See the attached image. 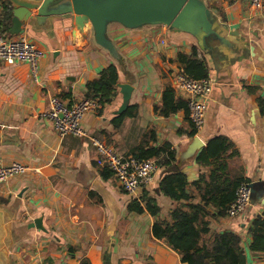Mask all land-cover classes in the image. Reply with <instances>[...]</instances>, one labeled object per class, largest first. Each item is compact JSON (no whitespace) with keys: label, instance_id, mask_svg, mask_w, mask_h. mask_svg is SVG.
I'll use <instances>...</instances> for the list:
<instances>
[{"label":"crops","instance_id":"obj_1","mask_svg":"<svg viewBox=\"0 0 264 264\" xmlns=\"http://www.w3.org/2000/svg\"><path fill=\"white\" fill-rule=\"evenodd\" d=\"M5 1L0 0V32L27 36L44 57L37 81L28 64H0V162L29 168L0 186V264H189L152 232L177 205L159 191L163 177L177 167L159 166L152 182L130 196L102 164L93 139L122 157H135L144 135L154 131L149 146L170 144L177 162L195 136L206 146L223 136L235 148L231 175L249 184L264 181V7L253 11L248 0H186L190 8L171 25L128 28L112 22L98 37L90 23L81 28L75 14L45 21L30 13L20 32L11 34L15 15L12 8L11 20L4 18ZM193 48L214 83L204 127L197 132L184 112L169 118L155 112L167 87L187 100L176 87L183 70L177 56ZM110 65L118 69L119 84L133 87L130 105L138 106L137 116L113 127L123 102L118 88L102 115L86 114V136H60L45 118L50 100L70 106L83 101L87 83ZM177 170L190 184L207 171L196 158ZM187 192L199 203L194 187ZM144 194L156 200L158 217L129 211L130 202ZM262 213L264 204H255L250 214L211 220L210 229L238 233L247 264H264L251 253L248 234ZM37 220L42 229L34 226Z\"/></svg>","mask_w":264,"mask_h":264},{"label":"trees","instance_id":"obj_2","mask_svg":"<svg viewBox=\"0 0 264 264\" xmlns=\"http://www.w3.org/2000/svg\"><path fill=\"white\" fill-rule=\"evenodd\" d=\"M3 13L4 18L10 21L12 7L7 0ZM177 62L188 76L196 80L209 79L208 65L198 58L196 48L190 54L179 53ZM118 84V69L115 65H110L100 72L98 79L87 83L84 100L96 101L99 105L96 113L102 115L118 96ZM137 111V105H129L126 112L113 118V127L119 129L126 118L136 117ZM155 112L165 118L184 112L189 118L187 101L178 98L172 87L164 90L162 104L155 106ZM195 134L196 132L191 135ZM153 139H156L154 131L144 135L134 156L138 160L154 159L160 167H176V152L171 145L166 143L161 147H150L149 142ZM234 156V144L226 137H215L196 158L197 164L207 170L197 181L190 184L186 175L176 168L161 180L159 191L177 205L170 211L168 219L154 224L152 232L157 240L176 251L183 261L188 259L189 264H247L241 245L242 237L238 233H212L210 229L211 220L227 217L230 205L237 198L240 184H249L248 180L231 175L229 160ZM190 186L198 192L199 203H192L194 197L187 192ZM129 211L139 214L148 212L151 216L158 217L161 209L155 199L144 194L140 199L130 202ZM248 234L251 237V253L264 260V213L254 217L248 227ZM80 264L91 263L83 260Z\"/></svg>","mask_w":264,"mask_h":264},{"label":"built area","instance_id":"obj_3","mask_svg":"<svg viewBox=\"0 0 264 264\" xmlns=\"http://www.w3.org/2000/svg\"><path fill=\"white\" fill-rule=\"evenodd\" d=\"M253 11L262 10L264 0H248ZM44 57V50L25 35L16 37L5 36L0 32V64H28L37 81L39 63ZM176 87L187 96L189 120L194 129L200 131L205 124L207 104L211 97L214 83L210 79L196 80L183 70L175 77ZM99 108L96 101L83 100L69 106L61 99L50 100L49 111L45 114L60 136H86L82 121L86 114ZM102 164L111 170L123 191L130 196H136L139 191L150 184L159 170L155 160H138L135 157H122L102 141L93 139ZM29 168L18 162L4 165L0 162V186L8 180L25 175ZM251 189L247 183H241L236 200L230 205L227 217L236 218L244 213L250 205Z\"/></svg>","mask_w":264,"mask_h":264},{"label":"water","instance_id":"obj_4","mask_svg":"<svg viewBox=\"0 0 264 264\" xmlns=\"http://www.w3.org/2000/svg\"><path fill=\"white\" fill-rule=\"evenodd\" d=\"M13 10V27L11 34H18L22 20L30 13H35L42 20L52 17L72 18L75 14L76 23L84 28L86 23L101 37L108 23L117 22L125 27L151 24H173L177 18L183 17L190 8L186 0H7ZM122 95V105L115 115H121L128 109L133 92L129 84H118ZM206 147L205 143L195 136L177 159L176 167L181 169L189 161L197 158V154ZM251 189L250 205L264 204V181L248 184ZM34 226L42 229L41 221Z\"/></svg>","mask_w":264,"mask_h":264},{"label":"rangeland","instance_id":"obj_5","mask_svg":"<svg viewBox=\"0 0 264 264\" xmlns=\"http://www.w3.org/2000/svg\"><path fill=\"white\" fill-rule=\"evenodd\" d=\"M254 209V205H249V207L244 211L247 214H250Z\"/></svg>","mask_w":264,"mask_h":264}]
</instances>
